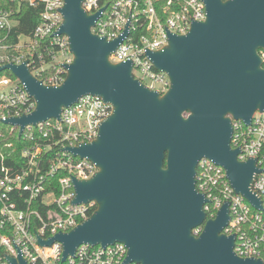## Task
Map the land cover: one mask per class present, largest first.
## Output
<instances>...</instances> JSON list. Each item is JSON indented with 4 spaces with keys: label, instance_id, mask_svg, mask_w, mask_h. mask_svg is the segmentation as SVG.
Masks as SVG:
<instances>
[{
    "label": "water",
    "instance_id": "water-1",
    "mask_svg": "<svg viewBox=\"0 0 264 264\" xmlns=\"http://www.w3.org/2000/svg\"><path fill=\"white\" fill-rule=\"evenodd\" d=\"M80 3L67 0L62 9L66 22L58 34L69 35L70 53L77 55L64 86L44 85L28 62L0 66V75L9 71L39 102L31 114L5 121L20 127L19 137L28 126L59 120L60 106L76 104L86 92L101 94L116 106L96 142L65 149L102 167L92 181L73 178L74 203L96 199L99 212L92 218L95 210L92 219L75 231L58 233L47 243L57 239L65 243L63 262L75 256L82 242L107 247L121 240L131 249L125 264H263L234 255L235 236L223 233L230 220L229 204L215 219H207L201 209L209 200L195 191V177L199 159L207 155L224 167L237 194L262 206L248 190L252 172L260 173L256 160L238 159L240 150L231 146L233 128L223 117L231 111L250 125L257 111L264 112L257 108L264 109V72L256 54L264 46V0H233L228 5L207 0V23L195 22L186 38L169 33V48L148 52L158 69L153 67L168 71L173 80L163 100L132 79L131 62L115 67L108 63L109 52L128 37L129 29L111 43L91 35L90 25L107 6L89 17ZM189 108L195 115L185 122L179 113ZM162 164L168 171L161 170ZM196 224L203 227L201 233L206 231L199 241L190 235ZM221 230L225 237L218 235ZM9 260L29 264L19 250Z\"/></svg>",
    "mask_w": 264,
    "mask_h": 264
},
{
    "label": "built area",
    "instance_id": "built-area-1",
    "mask_svg": "<svg viewBox=\"0 0 264 264\" xmlns=\"http://www.w3.org/2000/svg\"><path fill=\"white\" fill-rule=\"evenodd\" d=\"M19 1L32 8H39L41 13L45 11L44 0ZM114 2L115 0L111 3H106V0H97V3L101 5L100 10L107 6V9L98 20L104 21L108 18ZM183 3L184 0H132L133 7L127 12L129 22L121 26L123 33L127 28L129 29L128 37L123 42L143 46V37L160 39L162 35L167 34L168 29L165 26L161 31L159 24L163 23L171 12H180ZM149 8L153 9V12H148ZM19 11V9L15 10L13 8L3 9L0 6V30L6 32V38L11 35L13 29L19 24L16 18V12ZM41 13L39 23L32 36H20V41L16 46H5L0 42V66L6 64L20 65L28 62L27 66L32 74L41 80L44 85L52 86L47 82L49 77L55 73L56 67L61 63L66 66V61L72 57V54L69 46L62 49L56 43L57 37L63 39L65 36L58 34L62 24L58 30L54 29L50 35L43 39L36 33L38 27L43 28V26L51 23V20H43ZM187 15L188 20L185 31L189 32L193 23L191 14ZM149 16H151V19H149ZM172 34L179 35V32L173 31ZM118 37L120 36L115 39ZM3 51L5 53H2ZM147 53H145V57H147ZM260 55L264 57V52L261 51ZM54 56L56 57L55 61L53 60ZM145 71L133 66L134 78L142 80L146 86L155 85L156 89L164 94L167 83L152 80L145 75ZM151 71L158 72L154 67ZM12 77L14 76L11 74V76L0 78V86L7 88L0 91V229L3 232L1 234L11 235L14 224L8 222V212H11L14 218L20 212H23L24 221H27V230L35 237V242L40 248V254L47 255L50 250L46 251L39 243L41 237L37 229L42 227L41 221L43 220L44 224L47 225L44 232L47 239L61 233L57 231V233L52 234L51 232V228L57 222L68 219L58 206V201L62 194L68 196L71 191H75L73 180L71 188L62 186L60 183L61 179L68 177L70 174L69 166L65 161L68 157H71L72 172L74 173L79 171L75 168V165L81 161L80 158L65 151L67 147L72 146L64 140V135L70 134L71 131L81 143H88L89 138L95 140L98 137L99 126L91 122L85 108L83 110L84 116L77 117V123L72 126L71 130L64 125L61 119H50L36 127L28 126L23 131L22 136L19 137L20 127L12 123H5V121L9 118L31 114L33 112L31 105L35 100L29 95L24 85L19 83L18 79ZM61 77H63V74H61ZM21 91L23 92V99L15 105L10 103V100L14 98V92L20 94ZM71 107H76V104ZM257 121L264 122V112L257 111L250 125L242 120L238 121V125L233 126L231 146L233 149L240 150L238 155L240 161L256 160V166L260 170L257 176L264 177V138L254 133L250 134V129L259 126ZM45 131L48 133L47 136L44 135ZM14 135L23 138V141L33 143V145L18 149L21 154H14L17 150L12 142ZM254 149H258L257 155L254 157L249 156V151ZM240 157H243V159H240ZM4 169L7 171L5 172ZM195 178L197 191L209 200L204 205V208L207 209V219H215L222 207L228 203L230 220L223 229V233L227 236H235L234 251L237 256L244 259H259L264 264V203H262L261 208H257L243 195L237 194L224 167L210 159L205 158L199 162ZM7 189L10 190L6 191ZM36 189L42 190L37 192ZM69 202L70 200H66L65 204ZM11 204H14L15 208L5 207ZM79 205L87 209L84 215L89 218L96 210L95 202ZM73 220L76 226L85 221L79 214L75 215ZM24 221H21V223ZM200 229L202 232L203 227H200ZM71 230L72 228H68L67 232ZM119 244L116 243L107 247L87 245L86 258L81 259L79 255L75 254V256H70L66 262H63L62 256L55 264H89V258L95 260V254L98 252L102 253L99 256V264H106L109 260H111V264H125L128 252L121 253L118 250ZM4 255L6 253L0 248V257ZM34 255L36 253L29 245V252L26 254V261L29 264H32ZM35 264H41L39 258L36 259Z\"/></svg>",
    "mask_w": 264,
    "mask_h": 264
},
{
    "label": "clouds",
    "instance_id": "clouds-1",
    "mask_svg": "<svg viewBox=\"0 0 264 264\" xmlns=\"http://www.w3.org/2000/svg\"><path fill=\"white\" fill-rule=\"evenodd\" d=\"M66 2L67 0H44L45 11L41 13V17L43 20H51V23L43 26V28L38 27L36 29V33L40 36L41 39L50 35L54 29L58 30L61 24H65L66 17L64 13L60 10L65 8ZM232 2L233 0H220V3L224 5H228ZM205 5H207V0H184L183 5H181L180 12H171L168 15L167 19L163 23L159 24L161 31H163V28L165 26L167 27V34L162 35L160 39L150 38L147 36L143 37V46H136L133 45L131 42H121L114 50L109 52L107 57L108 63L115 67L120 66L122 64H127L129 61H131L132 67L136 66L141 71H145V69H147V71H145L146 76L150 77L154 81L159 80L161 82L167 83L165 95H161L160 91L156 89L155 85L146 86L142 80L134 78L131 68L132 79L138 84L139 87H142L143 89L150 91L154 94H158V97L161 100L165 99L173 88L172 78L170 82L168 81V75L171 76V74L163 69H159L158 72H152L151 69L153 68V66L156 67V65H154V62L150 58V56L147 55V57H145V53H147L149 50L152 53L164 52L167 48L170 47L168 37L169 33L172 34L173 31L179 32V35L175 36L185 38L188 37L191 32H186L185 26L188 20L187 14L189 13L192 16L193 24L194 22H199L200 24L207 23L209 19V12L208 7L207 9H205ZM80 7L82 8L83 12L86 13L89 17H95V14L97 12H100L101 5L97 3V0H81ZM132 7V0H115V2L112 4V11L108 15V18L106 20L100 21L96 19L95 23L93 25H90L89 31L91 35L98 37L101 40L106 37L108 43H111V41L117 36L122 37L124 33L121 31V26L129 22L127 12ZM147 11L153 12V9L149 8ZM149 19H151V16H149ZM56 43H58L62 49L66 48L67 46H69V35H65L63 39L57 37ZM261 48H264V46L257 48V50ZM257 50L256 54L260 59L259 70L261 72H264V57H262ZM53 60H56L55 56L53 57ZM76 60L77 55L75 54L74 56L67 59L66 64L68 65V67H65V64L63 63L56 67L55 73L52 74L49 77V80L47 81L50 85H52V88L59 89L65 85V81L68 80L69 73L71 71L70 66H72L76 62ZM61 74H63V77H61ZM22 99V91L20 94H16L14 92V98L10 100V103L15 105L18 101H21ZM38 103V101H34L32 103L31 107L33 111L37 110ZM85 108L87 109V115L90 118L91 122L99 126L100 136L102 123L106 122L116 112L115 104L112 101L106 100V98L101 94L86 92L80 97H78L76 101V107L61 105L59 118L63 121L64 125H66L69 130H71L72 126L77 123V117L84 116L83 110ZM257 108L264 110L260 107ZM179 115L183 121L188 122L195 115V113L192 109L189 108L182 110ZM223 118L227 121H230L231 128H233L234 125H238V121L243 119V117L237 118L235 113L231 111L226 112ZM257 124L259 125L258 127H256L255 129H250V134L254 133L259 137L264 138V122L257 121ZM47 134L48 133L45 131L44 135L47 136ZM98 138L95 140L89 138V142L86 144L91 145L96 142ZM64 140L68 141V143L73 148H79L83 144H85L81 143L78 137L75 134H72L71 131L70 134L64 135ZM257 151L258 149L249 151L248 155L254 157L257 155ZM205 158L210 157L205 155L201 157L199 161H203ZM210 159L215 161L213 158ZM240 159H243V157H240ZM89 161H91V163H89ZM65 163L69 166L70 174L68 177L61 179L60 183L62 186H66L68 188L72 187L73 178H75V180L79 182H88L92 181L98 174L103 171L102 167L98 165V162L93 161L88 156H82L81 161L75 165V168L79 169V171L75 173L72 172L73 164L71 161V157H68ZM215 163L219 164L216 161ZM168 169L169 168H165L162 164V171L166 172L168 171ZM4 171L6 172L7 170L4 169ZM17 179H19V177H17ZM8 190L10 189H7L6 191ZM41 190L42 189H36L37 192ZM248 190L257 198H259L261 203H264V177H258L255 171H253L251 174V182L248 185ZM195 191L197 192L196 186ZM33 195H35V193H33ZM76 197V191H71L68 196H65L63 194L60 196L58 206L61 208V211L67 216L68 219L66 221L57 222L51 228L52 234L57 233V231L61 233L67 232L68 228H72L75 231L77 229V226L73 220V217L77 214L82 216L84 220L88 222L99 212L101 204L98 202V200H89L96 202V212L90 219L88 216L84 215V213L87 211L86 208L81 207L79 203L72 202L76 201ZM66 200H70V202L68 204H65ZM5 207L15 208V205L11 204L6 205ZM201 210L203 213L207 211V209H205L203 206ZM21 221H24L23 212H20L15 218L11 212H8V222L14 224V230L12 231L11 235H8L7 233L0 234V248H2L6 253V255L0 257V264H12V261L9 260V257H15L17 255V250H19L20 256H22L25 260L26 254L29 252V245H31L32 250L36 253V255L32 257V264H35L37 258L40 259L41 264H55V262L58 261L65 253V243L59 239L53 240L51 244L47 243L48 239L44 235L45 228L47 227V225L44 224L42 220V227L37 229V232L41 237L40 244L46 251L50 250V252L47 255H41L40 248L35 242V237L27 230V221H24L23 223H21ZM197 225L198 224L191 227L190 235L194 240L199 241L202 239L206 231L201 233V229L198 228ZM193 229H195V231H193ZM218 235L225 237L222 234V230L218 233ZM41 241H44L45 243H41ZM117 241L121 242L118 245V250L121 253L131 251L130 246L125 241ZM89 244L91 243L85 241L80 243L76 247L75 253L79 255L81 259L87 257L86 246ZM125 245L127 246L126 248ZM233 253L236 257H238L235 251H233ZM100 254L102 253L98 252L95 254V260L89 258V264H99ZM106 264H111V260L106 262ZM139 264H143V261H139Z\"/></svg>",
    "mask_w": 264,
    "mask_h": 264
},
{
    "label": "trees",
    "instance_id": "trees-1",
    "mask_svg": "<svg viewBox=\"0 0 264 264\" xmlns=\"http://www.w3.org/2000/svg\"><path fill=\"white\" fill-rule=\"evenodd\" d=\"M112 1L114 0H106V3H111ZM0 6L3 9L13 8L15 10H20L19 12H16V18L19 21V24L13 29L11 35L6 38V32L0 30V42H2L3 45L16 46L20 41V36H32L37 24L39 23L41 13V10L39 8H32L24 2H20L19 0H0ZM2 53H5V51H3ZM8 75L11 76V73L9 71H5L0 75V78ZM12 78L15 79L14 77ZM12 138L14 148L17 150L21 148L31 147L33 145V143L31 142L23 141V138H18L17 135H14ZM17 150H15L14 154H21V152ZM1 233L3 232L0 229V234Z\"/></svg>",
    "mask_w": 264,
    "mask_h": 264
},
{
    "label": "rangeland",
    "instance_id": "rangeland-1",
    "mask_svg": "<svg viewBox=\"0 0 264 264\" xmlns=\"http://www.w3.org/2000/svg\"><path fill=\"white\" fill-rule=\"evenodd\" d=\"M6 89H7L6 87L0 86V91L6 90ZM49 200H51V199H49Z\"/></svg>",
    "mask_w": 264,
    "mask_h": 264
}]
</instances>
